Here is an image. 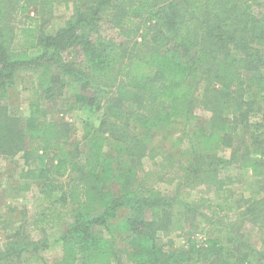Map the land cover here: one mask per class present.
Instances as JSON below:
<instances>
[{"label":"trees","instance_id":"16d2710c","mask_svg":"<svg viewBox=\"0 0 264 264\" xmlns=\"http://www.w3.org/2000/svg\"><path fill=\"white\" fill-rule=\"evenodd\" d=\"M263 5L0 0V156L19 155L23 188L36 186L30 225L41 236L0 217V264H50L43 253L53 242L54 264H264V184L253 182L264 180ZM59 6L71 16L42 31ZM103 22L118 36L104 35ZM17 85L31 92L28 117L9 107ZM73 85L81 126L49 111L56 99L70 101ZM199 108L206 127L168 151L154 144L171 124L189 126ZM167 181L169 193L157 187ZM203 186L235 217L205 213L208 200L191 198ZM248 226L262 233L260 248ZM176 234L187 237L183 246ZM123 238L138 243L119 246Z\"/></svg>","mask_w":264,"mask_h":264},{"label":"rangeland","instance_id":"374dc122","mask_svg":"<svg viewBox=\"0 0 264 264\" xmlns=\"http://www.w3.org/2000/svg\"><path fill=\"white\" fill-rule=\"evenodd\" d=\"M72 6V5H70ZM264 9V5L260 8ZM31 15H35L37 13V9L31 8L29 10ZM72 14V8L59 6L56 10V17L52 21V23L47 24L42 31L46 33H54L59 26L64 24L68 17ZM143 31H145L144 25ZM100 31L107 36L117 37L118 32L106 23L103 22ZM140 40V38H138ZM30 54H37V50H30ZM69 98L70 101L65 100V98H59L55 101L51 102L52 107L49 110L52 115L51 117L60 120L65 118L69 121H75L79 124V119L76 116V111L71 109V106L76 101V95L80 92L78 91V86L73 85L69 90ZM31 96V92L26 90H21L20 85H17L13 88L8 94V103L9 107L11 108L14 114L19 115L20 111L24 114L25 117L29 115V98ZM198 118L195 121H192L189 126H186L183 122H178L171 124L165 130L164 136L157 135L154 139V144L156 145H164L163 150L168 151L172 147V143L174 144L177 139H187L185 137V132L188 131H195L197 127H206L208 124L207 118L204 116V111L202 109H197ZM80 125V124H79ZM81 126V125H80ZM163 137V140H162ZM168 138V139H167ZM161 140L163 142H161ZM178 141V140H177ZM176 141V142H177ZM181 143L179 141L178 147L176 148L180 152ZM227 156L230 154V150L224 152ZM22 160L19 155L12 157H5L0 156V217L3 219L17 221L16 225H19V222H25L29 224V228L31 229L32 238L39 239L40 233L37 230L33 229V226L30 225V222H33V216L38 211V190L35 185H32L29 189H24L23 185L25 180L19 177L20 169L22 168ZM147 164V161H146ZM150 168V167H149ZM153 171V170H152ZM157 171V170H154ZM237 171L234 170L233 173ZM255 186H260L264 184V180H254L253 181ZM173 184L169 181L162 182L157 184V187L163 189L166 193H169L171 188H173ZM237 192H241L244 188V184L234 186ZM215 194L210 189L206 187H199L191 191V198L194 200H198L200 198L208 201H204V211L208 214H213L215 218H227L231 217L234 218L235 214L230 211H222L217 204V200H215ZM211 205L213 208H209ZM60 229L51 230L48 234L51 236L50 238L56 239L58 237V232ZM97 231L102 234H106L105 230L101 228H97ZM57 232V233H56ZM248 236L251 239V243L256 246L257 248L261 247L262 243V233L255 228L254 226L247 227ZM203 232H200L196 235L199 239L202 237ZM176 246H183L186 243L187 237L183 235L176 234L174 237ZM4 235L0 236V246L4 243ZM133 240H125L122 239L121 242H117L119 246H126V247H134L136 243H132ZM44 257L50 262V264H54V262L60 258L61 251L58 244L53 242V246L48 249L45 253H43ZM41 262V263H40ZM40 262H37L36 258H32V260L28 261L26 264H43V260L41 259Z\"/></svg>","mask_w":264,"mask_h":264}]
</instances>
